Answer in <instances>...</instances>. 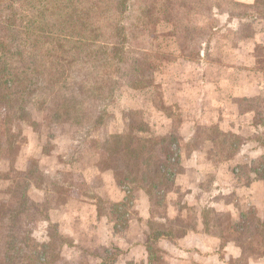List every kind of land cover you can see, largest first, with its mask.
I'll use <instances>...</instances> for the list:
<instances>
[{"label":"rangeland","instance_id":"obj_1","mask_svg":"<svg viewBox=\"0 0 264 264\" xmlns=\"http://www.w3.org/2000/svg\"><path fill=\"white\" fill-rule=\"evenodd\" d=\"M156 1L136 0L126 15L131 38L126 46V64L117 75L115 100L106 108L101 110L102 106L97 108L94 101L85 99V118L74 124L54 122L32 102L28 111L36 125L25 120L7 124L6 110L0 108V255L7 250L16 258L15 263L22 264H171L181 253L175 239L196 227L200 219L214 239L210 254L200 250L199 254H189L196 259L195 264L218 263L213 251L222 253L229 242L236 244L240 253L226 260L228 264H264V218L259 206L249 204V188H245L254 178L264 182L260 177L264 158L243 156L247 136L231 129L232 124L251 121L245 116L251 107L259 109L253 120L264 127L263 85L259 95L241 99L243 118L237 112L238 120L233 117V103L225 96L223 104L233 115L217 113L225 121V132L208 129L204 114L199 118L197 111L194 119L200 123L195 126L194 139L181 138L176 130L181 131L179 122L186 112L176 106L169 111L178 128L166 135L159 133V122H163L159 110H168L164 107L161 72L167 71L169 62L183 49H187L186 56L193 57L203 38L234 39L229 35L230 19L243 24L241 35L260 30L255 34L261 44L256 57L264 69V0H255L253 6H243L236 0H214L230 15L213 9L207 16H195V22H184L187 26L180 32L165 22L154 31H139L134 20L139 3ZM190 38L193 42L187 40ZM136 60L152 62L153 69L129 76ZM181 70H187V65L183 64ZM242 80L247 83L249 79ZM130 81L141 86L134 88ZM208 91V107L214 111L217 106L221 111V89L217 95L213 88ZM209 133L218 145L209 152L210 157L201 159L208 174L199 175L205 179L204 189L192 192L188 186L197 180L192 172L197 166L191 147L204 146ZM112 134L121 135V144L131 147L129 154L110 155L105 150ZM248 138L253 140L251 145L263 143L264 130ZM142 145L144 149L137 148ZM189 166L192 168L187 169ZM185 168L187 173L180 176L183 184H177L176 177ZM212 168L214 173L210 172ZM233 170L237 185L244 189L225 194L212 191L215 185H233ZM258 200L262 205L261 196ZM144 215L147 223L139 221ZM165 235L174 243L159 239ZM144 241L146 251L136 249L146 258L131 262L125 257L131 243Z\"/></svg>","mask_w":264,"mask_h":264},{"label":"trees","instance_id":"obj_2","mask_svg":"<svg viewBox=\"0 0 264 264\" xmlns=\"http://www.w3.org/2000/svg\"><path fill=\"white\" fill-rule=\"evenodd\" d=\"M135 1L0 0V108L6 110V123L25 120L36 125L28 111L32 102L54 122L74 124L85 118V99L94 101L97 108L102 106L101 110L111 104L131 40L125 18ZM213 1L139 3L134 20L141 32L154 31L164 22L180 32L187 26L184 22H195V16H207L213 9L224 11ZM224 13L230 14L228 9ZM187 40L193 42V38ZM136 61L129 76L153 69L152 62ZM130 86L141 85L130 81ZM165 110L172 116L170 109ZM120 137L110 135L111 144L105 146L110 155L131 151ZM260 177L264 180V165ZM15 262L7 250L0 255V264H22Z\"/></svg>","mask_w":264,"mask_h":264},{"label":"crops","instance_id":"obj_3","mask_svg":"<svg viewBox=\"0 0 264 264\" xmlns=\"http://www.w3.org/2000/svg\"><path fill=\"white\" fill-rule=\"evenodd\" d=\"M236 1L242 4L245 3L247 5H252L255 2V0ZM219 16L224 15L221 14ZM241 25H243L241 22H236V20L232 21L230 19L228 26H231V31L229 35H233L234 39H231V36L225 37L223 39H219L218 36L212 37L210 39L203 38V40L200 41V45L198 47V55L193 57L186 56L180 51L176 53L171 62H169V68L167 69V71L161 72L163 79H160V83L164 89V96L166 99L164 107L171 110L172 107L175 108L177 106L179 108V111H184V113L186 112V116L183 114L182 120L181 122H179L181 131L179 132V130H176V132L178 134L180 133L181 138L183 137L187 141L194 139L195 126L197 123H200L197 119H194L197 111L199 114V118L202 113L204 114L203 122L206 127H210L208 129L213 128L218 129L221 132H225V121L220 116L218 117L217 113L230 115V113H228V110H232L236 112V114H234V116H230H233L235 118L234 120H238L237 115L239 114H237V112H239L240 116L242 117L240 111L241 99L259 95L261 93L260 84H262L264 87V69H261L259 65L260 59L256 57L257 47H259L261 44L258 42L255 34L257 32L260 33V30L252 29L251 35L253 36H251L250 34L244 35V33L241 35L239 34ZM183 64L187 65V70H181ZM243 77H247V79H249L247 83H244V81L242 80ZM199 83L200 86L198 88ZM209 87L213 88L214 95H217V92L221 89V104L223 105L220 107L221 111H219L217 106H215L214 111L208 107L209 105H207V99L211 97L208 91ZM225 96L229 98L233 103L231 110L223 104ZM163 109L164 108L162 107L161 110H159V114H161L162 117L161 119L164 122H159V133L166 135L170 132L172 133L178 127L176 125L177 121L173 119V116L165 113ZM250 110L252 111H249L245 116H247L248 119L251 118V121L248 120L239 123V125L232 124L231 129L237 133L247 136V139L245 140L247 141V144H245L243 146V149L241 150L243 156L247 154L250 157L253 156V158H257L261 155H264V140L262 141L263 143L256 141V144L251 145L253 140L248 141V136H255V134L259 133L261 129L264 130V127L253 120L255 118V115H259V109L251 107ZM163 113L165 116L163 115ZM164 119L167 121H164ZM217 125L218 128H216ZM245 128H247V130H245ZM185 130H187V132ZM204 140V146L195 148L194 146H192V149L190 148L192 150L190 152L191 157L194 159L195 165L197 166L195 168H192L190 166L188 168L186 167L187 169L192 168V172L194 173L195 171L196 173V182L193 184H191V182L188 186V188H190L192 192H195V190L197 189H204L205 179H203L199 175L208 174L205 171L204 166L201 164V159L203 157H210L209 152L214 149L213 147L218 145L217 141L210 135V133L204 137ZM250 157H247L246 159H249ZM236 158L237 157H235V160H237ZM229 163L231 164V161ZM224 166L225 165H223V167ZM187 169L183 171V173L178 174L179 176L176 177L177 184H183L182 179L180 178L182 177L181 175L187 173ZM213 169L214 168H212L210 172H213ZM215 171L217 172V170ZM218 172H221V170ZM231 172L234 173V170ZM231 177L233 176L231 175ZM237 179L238 178L235 175V178L233 179L235 183L233 185L228 188L218 187V185H215L212 187V191L219 193L223 191V193L225 194L230 192L229 190L233 191L240 190L241 188L244 189V187H241V185H237ZM245 188H249V195L251 197L249 204L259 206L261 208L262 218H264V201L261 205V203H259L260 201L258 200L260 196L264 200V182L259 180L258 178H254ZM139 221L141 223L142 221L143 223H147L146 216L144 215L143 220L139 219ZM197 221L198 224L196 225V227L187 230L185 234L175 239L178 243V248L181 253L178 255V257H176L174 261H172L171 264H195L196 259L192 258L189 254H199V250L203 253H209L211 249L210 245L213 244L214 236L211 232H208V230H206L205 226H203V223L201 222L202 220L200 221V219H197ZM159 239H165L164 241H171L168 238V235L162 236ZM198 239L204 240L205 243L200 242ZM130 245L129 246L132 249H130V252L125 254V257L129 258L130 261L132 260L135 262H141L143 258H146V256L142 255V253H137L138 249H136L140 248L139 250L146 251L145 241L144 244L142 242H137L135 245L132 243ZM218 252L219 251H213V255L217 256V258L219 259L218 263L216 264H228L226 260L237 257L240 253V250L236 244L229 242L223 247L222 253ZM145 261L147 260H144L143 262ZM197 262L198 264H207L201 261ZM255 264L261 263L256 262Z\"/></svg>","mask_w":264,"mask_h":264}]
</instances>
